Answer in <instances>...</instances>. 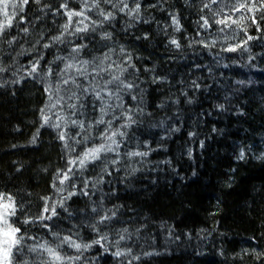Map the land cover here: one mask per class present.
Returning a JSON list of instances; mask_svg holds the SVG:
<instances>
[{"label":"trees","instance_id":"trees-1","mask_svg":"<svg viewBox=\"0 0 264 264\" xmlns=\"http://www.w3.org/2000/svg\"><path fill=\"white\" fill-rule=\"evenodd\" d=\"M88 2L91 5L92 0ZM125 2L129 9L140 4L139 19L128 10L120 12L122 5L114 8L117 0L101 2L99 9L87 12L90 19L103 20L100 9L113 12L114 19L98 24L94 34L88 33L89 39L66 34L65 43L43 49L67 22L64 10L57 11L59 6L67 3L69 9L79 11L82 0H30L24 15L31 23L14 21L9 34L0 38V67L6 69L0 72V194L11 196L22 209L17 211L22 221L40 215L45 198L59 200L76 191L65 203L67 212L61 211L52 222L59 225L55 230L81 243L108 237L83 251L93 259L77 264H264V0H255L253 11L239 12L232 9L239 4L251 6L253 0ZM205 4H211L210 8H204ZM173 16L180 22V31L172 23ZM202 16L208 18L210 28L200 27ZM225 16L237 23L214 22ZM26 27L27 33L23 31ZM104 32L111 33V38L102 39ZM12 37L16 39L9 44ZM173 39L180 48L171 44ZM76 44L87 45L78 59L92 62L89 73L105 53L110 58L103 67L113 65L105 77L127 68L121 78L139 87L131 92L136 101L129 94L123 100L125 108L132 106L137 122L122 129L125 137H117L121 141L118 155L102 154L103 162L90 164L71 183L61 185L64 193L58 192L57 198L58 174L74 156L58 138L59 129L41 127L40 110L55 102V96L49 101L44 91L48 84L55 89L62 78L74 74L57 75L67 61L56 57H67ZM236 45L243 47L234 52L223 50ZM37 52L44 55L41 67L51 66L54 72L44 81L26 75ZM128 56L134 67L127 65ZM78 82L87 86L92 76L87 81L78 78ZM97 82L103 83L99 77ZM70 111L67 107L62 111L59 105L50 111L45 108L53 122V113L67 117ZM98 115L86 113L83 118ZM124 122L114 121L113 130ZM103 128L94 127L93 137ZM67 131L74 135L78 129L70 126ZM242 149L246 157L240 160ZM129 152L148 155L130 158ZM105 165L111 175L103 171ZM83 178L89 180L88 195L80 192ZM112 212L116 213L112 220L96 225L99 231L88 227L100 215ZM24 228L28 236L38 237L28 244L47 240L55 247L59 243L39 224ZM117 250L124 255L114 256ZM60 251L62 255L78 254L67 246Z\"/></svg>","mask_w":264,"mask_h":264},{"label":"snow or ice","instance_id":"snow-or-ice-1","mask_svg":"<svg viewBox=\"0 0 264 264\" xmlns=\"http://www.w3.org/2000/svg\"><path fill=\"white\" fill-rule=\"evenodd\" d=\"M36 2L39 3V0H36ZM101 2L112 4V0H92L91 5H89L88 0H82L83 6L79 11L69 9L67 3L61 4L57 11L60 9L64 10V15L67 17V22L61 26L63 29L61 33L57 36L51 37V42L43 44L42 48L48 49L56 44L65 43L66 34L69 37H76L81 40L89 39L90 37L88 36V33L91 32L94 34L98 24L99 26H103L105 21L115 18L113 12L109 11L105 13L102 9H100L99 15L103 17V20L97 22L90 19V17L87 15V12L91 11L93 8L99 9ZM29 3L30 0H0V16L3 17V19L0 20V37L7 36L9 34V30L14 27V21L17 23H31L26 15H24L25 6L29 5ZM216 3L217 0H211V4ZM211 4H205L203 7L210 8ZM118 5H122L118 9L120 12L128 10L130 14H134V19H139L140 4L138 2L136 3L135 8L131 9L128 8V4L125 2V0H117V4H112L114 8L118 7ZM254 6L255 0H253V4L251 6L239 4V6L234 7L232 11L239 12L241 9L245 8H247L248 11H253ZM261 7L264 8V2L261 3ZM18 13L20 14L19 16ZM74 17L78 19L74 20ZM229 20H231L232 23H237V21L232 20L230 16H225L224 18L217 19L214 22L229 26ZM85 21H89V23H85ZM201 21V28L207 29L212 26L209 23L207 17L202 16ZM172 23L176 26V31H180V22L175 16L172 17ZM23 31L27 33L28 28H24ZM221 31H223V29H221ZM197 35H199V33ZM110 38L111 33L104 32L102 39ZM15 39L16 37H12L8 43H13ZM251 39L253 38L248 37V40ZM213 43L215 42L213 41ZM171 44L175 45L177 48H180L181 46L180 43L175 39L171 40ZM244 44H247V40L244 42ZM203 46L209 47V45L206 43H204ZM86 47V44H76L71 49V52L67 57L57 56L56 60L67 61V63L64 64V67L60 69V73H57V75L66 74L69 72H73L74 74L68 75L67 78H62L60 82L56 84L55 89H53L52 84H48V86L44 89L45 93L48 94L49 101H52L53 97L55 96V102L50 105H46L45 108L50 111L59 105L63 111V108L67 107L71 110L69 115L65 117L64 115L53 113V115H55L56 121L53 122L52 116L45 112V108L40 110L42 114L41 118L43 120L41 127L48 125L49 127L59 129L60 131L58 138L64 142V146L69 150V152H76L73 144L86 145L89 141L93 140V128H98L100 125H104L103 130L99 132V136L95 137V139H98L102 142L92 147H85L83 151L76 154L75 158L69 159L67 161L68 167L66 170L58 174L60 177V185H64L66 182L71 183L77 177L78 171L86 169L90 164H95L96 161H101L102 154L106 155L107 153L115 152L118 155L121 141H119L117 137H125L127 134L122 129L129 128L137 122L132 115V106L129 105L127 108H125L123 100V95L129 94L130 99L136 101L137 97L135 95H131V92L139 87L134 82H126L125 79L121 78L127 71V68L121 67L119 75H110L105 77L103 74L109 73L113 67L112 64H109L107 68L103 67L104 60H108L110 58L109 54L105 53L100 59V63L93 66L91 73H89L88 66L92 62L78 59L81 51ZM240 47H243V45H236L235 47H228L223 50L234 52ZM123 51L124 50L121 49V52ZM131 59V56H128L126 63L128 66L134 67V65L131 63ZM42 60H44V55L41 52H37V58L31 60L29 68L26 69V75L28 77H34L44 81L54 74L53 68L51 66H48L47 68L41 67ZM48 63L50 64L52 62ZM5 70V68L0 67V72ZM89 75L92 76V82L87 84V86L78 82V78H83L85 81H87ZM98 77L103 81V83L97 82ZM13 82L20 83L19 80ZM193 84L196 88H199V84H197L195 81ZM62 85L65 86L63 88L65 95L63 96L59 95ZM69 85L72 87H67ZM218 107L223 108V105H219ZM88 109H91L90 113L87 112ZM140 110L142 111V109ZM117 111H119V115H117ZM97 112L99 114L97 118L88 120L83 118L86 113L91 116L93 113ZM106 117L108 118L106 119ZM120 120H124L125 122L113 130V122H119ZM70 126L72 128L78 129L74 135H71L67 131ZM69 140H71L73 144H69ZM33 142H35V138H33ZM200 144L201 147H203V141H201ZM191 154V150H189V156H191ZM127 155L147 156L148 152H129ZM245 157L246 153L242 149L239 153L238 159L243 160ZM111 163L116 164L118 163V160H112ZM103 171L107 172L108 175H111V172H108L106 165ZM100 182H103L102 177ZM88 186V178H83L82 187L80 188V192L83 195L89 194ZM72 187L75 189L76 185L72 183ZM92 187L95 188L96 184L93 183ZM57 191L64 193L63 188H57ZM75 195H77L76 191H69L65 195H62L59 200L53 199L52 197L45 198V204L40 215L34 218L27 217L21 221L17 216V211H22V209H18L11 196L5 198L3 194H0V201H3L0 202V264H57V262H59V264H77L78 261L82 260L83 251L88 250L93 245H101L102 241L107 240V235H103L100 236L99 239L91 241V243H80L77 242V240H74L72 235L61 236L60 231L55 230L59 228V225L53 224L52 222L59 219L61 211L67 212L65 203ZM92 211L96 212L97 210L96 208H93ZM68 215L71 216V213H68ZM115 216V212H112L111 215H100L99 220L95 223L89 224L88 227L99 231L96 228L97 224H104L105 221H110ZM15 224H20L21 226L16 227L14 226ZM35 224H39V226L45 230V232L57 238L59 243L56 244L55 247H53L47 240H44L41 243L28 244L27 241H36L38 237L28 236L27 228H24V231L21 229L25 225ZM123 231L126 232L127 229H124ZM123 239L124 236L121 235L120 240ZM117 243H119V241H117ZM65 246L74 249L78 254L62 255L60 249L64 248ZM105 251H108V249H105ZM30 254H35L34 258L31 260L28 258ZM112 254L116 257L124 255V253L119 250L113 252ZM45 255L48 258L47 260L43 259ZM146 255H151V253H146ZM136 259H139V257H136Z\"/></svg>","mask_w":264,"mask_h":264},{"label":"rangeland","instance_id":"rangeland-1","mask_svg":"<svg viewBox=\"0 0 264 264\" xmlns=\"http://www.w3.org/2000/svg\"><path fill=\"white\" fill-rule=\"evenodd\" d=\"M3 19V17L2 16H0V20H2ZM0 38H2V37H0ZM100 142H102V141H100V140H98V139H95V137H94V139L93 140H91V141H89L86 145H76L75 146V149L77 148V147H80L79 149H76V152H72V154H71V156L73 155L74 157L73 158H75V156H76V154L77 153H79V152H81V151H83V149L85 148V147H92V146H94V145H96V144H98V143H100ZM130 158H132V156H130ZM69 160V159H68ZM68 165V164H67ZM60 184H59V182H58V186H57V188H60ZM57 188H56V190H55V193H54V195L57 197V198H59L58 196H59V194H58V191H57ZM0 202H3V201H0ZM77 242H79V241H77ZM81 243V242H80ZM75 253V252H74ZM86 254V253H85ZM85 254H83V257H82V260L81 261H88L89 259H93L92 257H88V255L85 257ZM59 263V262H58Z\"/></svg>","mask_w":264,"mask_h":264}]
</instances>
